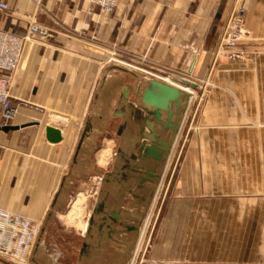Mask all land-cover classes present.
Returning a JSON list of instances; mask_svg holds the SVG:
<instances>
[{
  "label": "crops",
  "instance_id": "0c3cea01",
  "mask_svg": "<svg viewBox=\"0 0 264 264\" xmlns=\"http://www.w3.org/2000/svg\"><path fill=\"white\" fill-rule=\"evenodd\" d=\"M5 1L8 11L0 14L1 29L24 36L35 27L37 33L25 44L11 77L10 94L19 110L8 126L11 130L0 128V209L33 221L43 219L65 180L72 148L81 137L94 88L110 56L128 61L146 76L153 73L158 75L154 79L167 77L179 85L190 76L202 82L211 67L227 66H214L213 51L235 0H118L110 15L88 0ZM244 6L247 26L263 36L257 29L264 28V21H257L264 20V0H244ZM100 101L98 107L103 97ZM250 104L264 107L255 101L209 100L207 107L219 109V115L202 118L224 123L220 139L244 141L248 132L234 136L227 124L248 119L244 109ZM255 115L264 119L263 110ZM102 122H97L100 129ZM48 129L58 132L57 142L48 140ZM219 150L225 156L264 155L259 147L226 144ZM211 166L207 199L194 203L207 205L209 219L225 221L224 231L193 229L194 263L264 264V166ZM191 170L195 175L201 169L186 165L184 185ZM218 234L225 242L213 239Z\"/></svg>",
  "mask_w": 264,
  "mask_h": 264
},
{
  "label": "rangeland",
  "instance_id": "374dc122",
  "mask_svg": "<svg viewBox=\"0 0 264 264\" xmlns=\"http://www.w3.org/2000/svg\"><path fill=\"white\" fill-rule=\"evenodd\" d=\"M239 7L245 9L241 40L233 49L219 46L225 22L213 51L212 63L214 66L217 65V62H223L227 66L223 70H220L219 66L211 67L210 73L202 82L196 81L192 76L183 81L195 85L194 88L180 84L192 92L190 93V108H188L168 159L161 183L145 212L139 235L136 234L129 240L130 246L126 254L122 256L108 248L105 233L101 232L103 235H100V231L97 229L103 216L95 213L98 201L103 198L101 191L108 190V186L103 183V178L112 173L116 153L122 146V138H124V136L118 135V127L121 126L122 119L111 116L108 118L109 114L107 113L109 109L114 112L121 104L123 105V101L117 103L120 87L125 85L133 90L136 83L130 75L112 71L106 76L105 84L107 87L105 86L99 92L97 88L101 75L98 77L85 116L87 117L90 113V107H93L95 133L99 132L86 146L89 154L79 157L74 163L77 143L74 144L71 151L72 157L70 156L72 160L69 161L70 165L67 166L68 169L65 174V185L71 181L70 186L61 188L62 180L56 189V197L46 206L43 219L39 221L29 219L31 222L40 225V231L24 264H200L199 262L194 263L192 259L193 229L208 230L210 227H217L220 233L224 231L225 223L222 220L209 219L205 213L207 211L205 203H194L207 199L205 189L210 187L208 168L211 165L217 168L226 162H247L264 166V155L225 156L219 154V148L226 147V144L227 146L264 149V119L262 117L257 119L255 115L257 109L264 111V107L257 108L250 104L244 109L249 112L248 119L225 123L229 125L227 127L232 126L234 136L236 132H248V138L244 141L234 139V141L227 142L220 139L224 132L219 128L224 127V123L219 119L215 122V119L210 121L208 118H202V116L219 115V109L207 107L209 100H229L231 102L247 100L259 102L262 105L264 103V28L257 29L263 36L255 34V31L250 29L246 23L247 10L244 6V0H235L232 10ZM261 15L263 18L264 11ZM263 21L257 22L261 24ZM106 62L110 63L108 65L114 64L144 74V70L116 57L110 56ZM191 68L190 74L193 73ZM150 74L158 76L153 73ZM144 75L146 76V74ZM152 76L147 75L146 77L154 79ZM157 79L162 80L163 78L158 77ZM166 79L168 78L166 77ZM101 97H103V106L98 107L101 103ZM131 100H134L132 92ZM99 116L106 123L103 129L97 125ZM215 128L218 129L215 130ZM91 136L93 138L95 135ZM102 150H108V153L105 162L100 164L97 162V156ZM186 165H195L201 170L195 172V175L192 170L188 172V184L186 181L187 185H184L182 182L183 169ZM194 190L197 192L194 193ZM125 199L128 200L129 198L126 197ZM76 201H79L82 208L78 220L71 224L67 222L66 215ZM124 206L132 210L129 202H126ZM90 221H92L91 224ZM85 228L88 229L86 234H84ZM203 238L205 239L202 236V240ZM120 239L124 245L126 240H123L124 237ZM213 239H216V242H225L224 235L218 234L213 236ZM84 248L87 251H84ZM3 262L16 264L9 259L0 257V264Z\"/></svg>",
  "mask_w": 264,
  "mask_h": 264
},
{
  "label": "water",
  "instance_id": "95a60500",
  "mask_svg": "<svg viewBox=\"0 0 264 264\" xmlns=\"http://www.w3.org/2000/svg\"><path fill=\"white\" fill-rule=\"evenodd\" d=\"M112 71L128 74L135 79L136 83L131 91L134 94V100L129 103L125 101L114 112L109 109L107 113L108 118L111 116L122 119L118 135L124 138H122V146L116 153L112 173L103 178V183L108 186V190L101 191L103 198L96 205L95 213L103 216L99 217L101 218L100 226L97 229L99 231L104 227L110 230L116 225L122 229H128V226L136 223L134 231L138 234L145 212L166 170L168 159L188 111L191 95L166 82L148 78L142 73L114 64L108 65L103 70L98 92L105 88L106 76ZM183 83L186 86L195 87L188 82ZM122 94L123 99L126 100L128 94L126 89ZM93 109L90 107L91 111L86 117L75 149L74 163L79 157L89 154L86 146L99 133H95ZM100 119L99 116L98 121L103 120V118ZM4 130L8 131L11 128L6 127ZM91 135L95 136L92 138ZM47 138L50 142H57L58 132L48 129ZM70 182L65 185L64 180L60 185L61 188H68ZM126 197L129 199L126 200ZM106 200L110 202L106 203ZM126 202L131 204L132 211H124ZM3 264L6 263L3 262Z\"/></svg>",
  "mask_w": 264,
  "mask_h": 264
},
{
  "label": "built area",
  "instance_id": "2783aa9c",
  "mask_svg": "<svg viewBox=\"0 0 264 264\" xmlns=\"http://www.w3.org/2000/svg\"><path fill=\"white\" fill-rule=\"evenodd\" d=\"M117 1L89 0V3L100 13L110 15L115 10ZM7 11L6 1L0 0V14ZM244 15L243 7L230 12L219 41L221 48L233 49L237 46L243 34ZM36 33L37 29L30 27L26 35L18 36L0 27V128L10 126L19 110V103H16L10 94L11 77L22 59L25 44ZM39 231L38 223L31 222L22 215L0 209V257L16 264H24L31 253Z\"/></svg>",
  "mask_w": 264,
  "mask_h": 264
},
{
  "label": "flooded vegetation",
  "instance_id": "af4514ba",
  "mask_svg": "<svg viewBox=\"0 0 264 264\" xmlns=\"http://www.w3.org/2000/svg\"><path fill=\"white\" fill-rule=\"evenodd\" d=\"M126 89L127 91V95H126V100L123 99V90ZM131 87L125 86L123 85L122 87H120L119 89V98L117 99V103H120L121 101H123V103L126 102H132L131 100ZM120 127H118L119 130ZM117 130V132H118ZM124 211H132L130 210L127 206H124ZM130 225V224H129ZM133 226V227H132ZM132 226H128V229H122L119 226H115L114 228H111L110 230H106L104 227L101 228L100 231V235H103V233L105 232V238L107 240V244H108V248H110L111 251L115 252V253H119L122 256L124 254H126V252L128 251V248L130 246V242L129 240H131L136 234L134 229L136 228V223H132ZM86 230H88L87 228H85V232L84 234H86ZM103 232V233H101ZM121 237H124L123 240H126V243L123 245L121 242ZM84 251H87V249L84 248Z\"/></svg>",
  "mask_w": 264,
  "mask_h": 264
},
{
  "label": "bare ground",
  "instance_id": "6f19581e",
  "mask_svg": "<svg viewBox=\"0 0 264 264\" xmlns=\"http://www.w3.org/2000/svg\"><path fill=\"white\" fill-rule=\"evenodd\" d=\"M163 82H166L170 85H173L179 89H182L184 91H187L188 93H192L190 92V90H188L187 88L181 86V85H178L176 83H173L171 80L169 79H162ZM102 124L104 125V119L102 120ZM107 153H108V150H102L101 153L98 154L97 156V162L100 163V164H103L106 160V156H107ZM81 208L82 206L79 204V201H76L72 207H71V210L67 213L66 215V218H67V222L73 224L74 221H77L78 220V216H79V212L81 211ZM144 220V219H143ZM143 222V221H142ZM79 224H80V221H79ZM144 226V225H143ZM139 235V234H138ZM139 239V238H138Z\"/></svg>",
  "mask_w": 264,
  "mask_h": 264
}]
</instances>
